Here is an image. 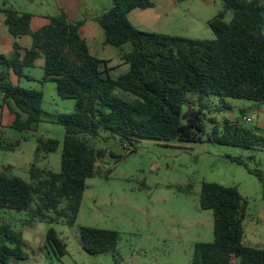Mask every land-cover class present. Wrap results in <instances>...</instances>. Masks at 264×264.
<instances>
[{
	"label": "trees",
	"instance_id": "1",
	"mask_svg": "<svg viewBox=\"0 0 264 264\" xmlns=\"http://www.w3.org/2000/svg\"><path fill=\"white\" fill-rule=\"evenodd\" d=\"M222 1L225 10L209 21L216 38L199 40L137 28L130 14L154 8V0H113L111 9L92 20L104 30V44L124 52L130 67L115 79L111 61L93 54L81 35L86 21H71L62 11L33 31L34 13L0 0V12L15 39L14 52L0 54V99L4 101L0 106L5 109L7 104L13 114L9 127L28 133L45 121L44 92L13 82L14 77H26L27 69L35 68L42 58V83L55 82L61 97L77 100L74 113L56 119L67 131L61 172L38 166L42 152L54 153L62 146L57 139L41 138L37 161L30 169L31 182L0 172V210H32L42 221L64 220L75 226L88 179L111 174L102 165L107 151L85 139L98 137L103 130L118 136L125 147L135 148L143 139L196 143L203 141L209 120L210 141L264 150V136L242 120L207 118L211 104L221 105L230 98L264 104V0ZM229 10L234 12L231 23L225 21ZM25 36L33 38L29 49L20 43ZM24 140L0 131V151L16 152ZM232 159L259 178L264 199V170L252 168L243 158ZM201 205L214 212V240L195 245L192 264H264V248L245 242L250 201L237 187L204 183ZM120 240L115 230L80 227L81 246L92 256L116 252ZM47 241V248L52 247L59 258L68 254L55 229L49 231ZM25 247L22 232L0 223V264H22L28 259Z\"/></svg>",
	"mask_w": 264,
	"mask_h": 264
},
{
	"label": "rangeland",
	"instance_id": "2",
	"mask_svg": "<svg viewBox=\"0 0 264 264\" xmlns=\"http://www.w3.org/2000/svg\"><path fill=\"white\" fill-rule=\"evenodd\" d=\"M20 11L57 16L56 0H5ZM155 7L137 9L130 14L131 22L146 32L162 33L199 40H213L215 33L209 21L225 10L222 0H154ZM113 7V0H90L83 15L88 22L94 16ZM234 12L226 13L231 23ZM99 25V24H98ZM100 27V26H99ZM94 54L107 59L105 52L115 51L111 61V76L118 78L129 71L120 49L105 45L101 39L93 43ZM105 49V50H104ZM130 48L128 47V50ZM99 51L101 53H97ZM45 59L35 68L27 69L26 77L13 82L27 89L44 92L45 121L36 130L19 132L9 127L13 114L7 104L0 112V131L6 137H25L16 152L0 151V172L19 176L31 182L30 169L37 161L41 138L61 141L54 153L42 152L38 166L61 172L66 128L57 123L60 114L74 113L76 99L61 97L55 82L42 83ZM30 77V78H29ZM123 94V92L118 91ZM4 101L0 99V104ZM208 119L242 120L245 126L264 136V104L254 101L227 99L213 103L206 110ZM248 120V121H247ZM250 120V122H249ZM203 141L160 142L143 139L136 147H125L118 136L103 130L98 137L85 139L97 149H105L103 168L111 171L107 178L87 181L81 211L75 226L64 220L51 223L35 217L32 210H0V223L8 224L24 234L28 259L22 264H192L195 245L214 240V212L204 210L201 193L204 183L237 187L250 201L245 221L246 244L264 248L263 186L245 165L232 158H243L252 168L264 170V150H245L221 145L209 140L212 126L209 120ZM5 127V128H4ZM36 206L33 207L35 209ZM115 230L120 233L118 250L99 256L89 255L80 243V227ZM55 229L67 244L68 254L59 258L52 247L47 248L48 234ZM16 264V262H14Z\"/></svg>",
	"mask_w": 264,
	"mask_h": 264
},
{
	"label": "crops",
	"instance_id": "3",
	"mask_svg": "<svg viewBox=\"0 0 264 264\" xmlns=\"http://www.w3.org/2000/svg\"><path fill=\"white\" fill-rule=\"evenodd\" d=\"M56 2L59 9V14L62 11L66 12L69 16V19L74 22L84 21L83 15L90 8V0H56ZM52 17L53 16L51 14H34L32 23L33 31H38L44 26L48 25L51 22ZM99 26L100 25H98L95 21L90 20L85 22V25L81 28V35L89 42L90 47L93 46L90 38L94 39L93 43L97 42V39H101L102 42L105 41L104 30L101 28V26ZM14 41L15 39L11 35L6 25V16L4 13L0 12V54L10 56L14 52ZM20 43L24 49H29L33 45V38L31 36H25L20 39ZM96 52L101 53L99 51ZM103 53L107 54V59L105 60L113 59L112 57H109L113 56V53L116 54L115 56H119V53L115 51H112V53L110 51L108 53L104 51ZM0 112L2 114V109H0Z\"/></svg>",
	"mask_w": 264,
	"mask_h": 264
},
{
	"label": "built area",
	"instance_id": "4",
	"mask_svg": "<svg viewBox=\"0 0 264 264\" xmlns=\"http://www.w3.org/2000/svg\"><path fill=\"white\" fill-rule=\"evenodd\" d=\"M250 121V120H249Z\"/></svg>",
	"mask_w": 264,
	"mask_h": 264
}]
</instances>
